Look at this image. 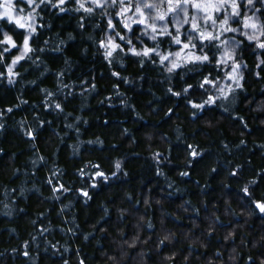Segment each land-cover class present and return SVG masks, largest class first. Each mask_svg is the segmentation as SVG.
I'll return each mask as SVG.
<instances>
[{"label":"trees","instance_id":"16d2710c","mask_svg":"<svg viewBox=\"0 0 264 264\" xmlns=\"http://www.w3.org/2000/svg\"><path fill=\"white\" fill-rule=\"evenodd\" d=\"M60 7L32 13L33 51L16 65L28 29L5 25L17 47L0 44V264H264L257 54L244 52L243 88L227 67L177 76L127 50L106 58L107 18ZM209 72L234 89L226 100L198 86Z\"/></svg>","mask_w":264,"mask_h":264},{"label":"snow or ice","instance_id":"6c2138e0","mask_svg":"<svg viewBox=\"0 0 264 264\" xmlns=\"http://www.w3.org/2000/svg\"><path fill=\"white\" fill-rule=\"evenodd\" d=\"M67 2L78 3L79 8L75 9L76 11L84 9L95 17L98 10L102 19L107 18L106 26L100 30L105 32L110 29L111 35L107 37V45L104 40L99 41L102 47L108 49L105 52L106 58L113 57L114 51L119 50L117 52L119 55L127 50L137 57H147L154 65L158 63L165 66L169 73L177 76L181 75V70L186 73L202 74L203 69L209 66L213 69L227 67V78L235 83L236 88H243L240 81L244 79L243 72L248 68L243 55L246 50H250L256 53L259 59L256 68L260 71L255 74L260 76V72H264V58H260L264 57V0H88V3L95 7H85V3L81 0H67ZM15 3L30 8V11L27 16L28 34L23 39V51L20 56L12 60L13 66L33 51L29 41L32 34L37 32V28L30 23L34 19L32 13L40 15L48 7H56L60 12L66 11L65 7H60L66 4V0H57L56 4H53L52 0H15ZM23 10L24 8L15 9L20 12ZM128 13H132L135 17L132 19V24L136 27L122 23ZM22 19L24 18H17L14 15V7L9 0L5 10L0 12V34L5 37V41H0V44L6 43L17 47L13 37L8 35L5 25L17 24L20 28H25L26 24L21 23ZM83 19L82 16L81 20ZM80 26L84 27L83 24ZM137 32H140L139 36L136 35ZM146 41L151 42L153 46L148 47ZM136 44L143 46L142 51L137 50ZM162 45H167L169 49L167 54L161 50ZM8 52L10 49L4 47L0 51V58ZM182 52L185 53L184 56H181ZM8 71L11 73L12 68L9 67ZM113 75L120 74L114 72ZM219 78V75L209 72L206 76L202 75L198 86L202 89L205 85L216 87L220 94L219 99L226 100L234 89L230 86L227 91L219 88L216 84ZM191 87L193 86L189 84L188 88ZM183 91L186 92L187 89ZM216 102V97H210L206 101L208 104ZM203 106L198 105L200 108ZM55 108L61 109V104L56 103ZM224 110L227 111V108ZM7 111L11 112L12 109L9 108ZM192 155L196 156L197 153L193 152ZM116 167L119 168V164ZM97 175L104 176L103 173ZM53 191H68V189L60 184ZM243 191L248 193V188L245 187ZM84 195L87 196L88 193L85 192ZM256 207L264 213V202H256ZM28 254V252L24 253V255ZM81 264L84 262L81 261Z\"/></svg>","mask_w":264,"mask_h":264},{"label":"rangeland","instance_id":"374dc122","mask_svg":"<svg viewBox=\"0 0 264 264\" xmlns=\"http://www.w3.org/2000/svg\"><path fill=\"white\" fill-rule=\"evenodd\" d=\"M9 0H0V12H3L8 4ZM11 2L13 3V0H11ZM14 15L17 17V18H20L22 17L20 15V13L14 11ZM21 23H25L26 24V28H27V23H29V21H27V19H22L21 20ZM31 23V22H30ZM28 29V28H27Z\"/></svg>","mask_w":264,"mask_h":264}]
</instances>
